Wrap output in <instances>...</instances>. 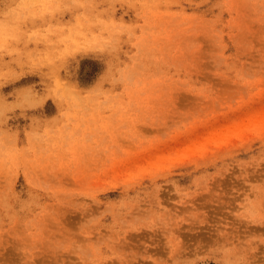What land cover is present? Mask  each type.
I'll use <instances>...</instances> for the list:
<instances>
[{
  "label": "rangeland",
  "instance_id": "374dc122",
  "mask_svg": "<svg viewBox=\"0 0 264 264\" xmlns=\"http://www.w3.org/2000/svg\"><path fill=\"white\" fill-rule=\"evenodd\" d=\"M0 264H264V0H0Z\"/></svg>",
  "mask_w": 264,
  "mask_h": 264
}]
</instances>
